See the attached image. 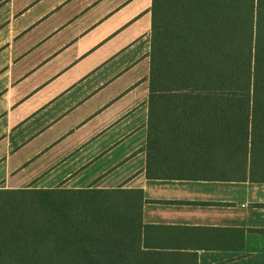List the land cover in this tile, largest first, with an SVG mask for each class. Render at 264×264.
I'll return each instance as SVG.
<instances>
[{"label":"crops","instance_id":"obj_1","mask_svg":"<svg viewBox=\"0 0 264 264\" xmlns=\"http://www.w3.org/2000/svg\"><path fill=\"white\" fill-rule=\"evenodd\" d=\"M152 37L153 0H0V189L140 190L144 250L264 264V181L249 169L148 174Z\"/></svg>","mask_w":264,"mask_h":264},{"label":"trees","instance_id":"obj_2","mask_svg":"<svg viewBox=\"0 0 264 264\" xmlns=\"http://www.w3.org/2000/svg\"><path fill=\"white\" fill-rule=\"evenodd\" d=\"M150 92L149 176L264 181V0H153ZM143 204L0 189V264H178L144 250Z\"/></svg>","mask_w":264,"mask_h":264}]
</instances>
